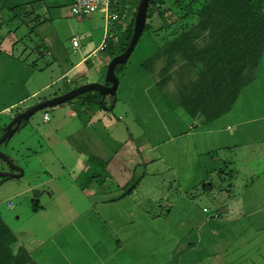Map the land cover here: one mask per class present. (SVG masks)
<instances>
[{"label":"crops","instance_id":"1","mask_svg":"<svg viewBox=\"0 0 264 264\" xmlns=\"http://www.w3.org/2000/svg\"><path fill=\"white\" fill-rule=\"evenodd\" d=\"M9 1L5 10L0 11V26L3 20L10 23L12 14L17 15L18 22L20 17L35 19L39 23L31 26V33L37 29L44 34L55 61L63 67L58 77L45 78V70L24 58L25 49L14 52L16 42L8 43L4 49L0 45V115L19 109L21 113L32 102L36 105L59 96L36 100L60 79L70 83L60 95L75 89L72 84L76 81L86 80L77 88L93 83L95 78L80 75L78 69L88 73L93 67V73L101 75L111 61L112 52L92 56L106 35L101 13L73 16L67 10L70 17H58L46 29L48 21L40 20L41 15L71 6L72 0H11L15 10L8 6ZM126 5L120 24H114L120 31L114 42L124 34L136 12L135 0H127ZM62 20L67 27L64 32L56 31L54 26ZM18 22L12 24L14 30ZM53 31L54 38L48 41ZM164 33L161 31V36L155 38L151 33L141 36L119 80V100L112 109L95 111L77 104L85 118L76 121L78 115L73 114L69 121L83 127L80 133L94 144L95 158L102 161L104 168L85 189H78V197L69 203L67 213L58 211L56 204L67 189L58 188V196L49 189L44 193L45 200L44 194L37 192L34 210L46 224L39 231L36 229L39 238L36 230L28 227L15 232L8 227L16 238L12 253L19 252L26 264H264V133L256 125L254 115H250L251 120L244 119L246 109L258 111L261 118L259 104L250 103L247 97L255 93L248 87L257 80L264 59L253 81L241 89L230 110L205 120L203 108L212 109L211 114L222 110L227 93L231 101V81L227 89L224 67V100L205 107L209 96L217 99L222 75L214 64L212 76L207 68L209 86L201 87L202 64L224 61L226 52L217 56L216 52L202 48L205 42H186L175 54L171 50L157 55L158 48L166 43L160 42L165 39ZM0 38L6 39L1 34ZM72 38L79 41L77 52H73ZM69 50L78 56L72 57ZM49 53L45 55L50 56ZM97 59L99 62L95 63ZM173 59H177L176 68L165 74L164 67ZM243 98L246 105L240 104ZM43 117L41 122H51L50 117L48 122ZM75 135L74 132L58 139L63 160L75 159L72 153L80 155L71 169L74 181L94 158L90 148L74 141ZM236 138L240 143L233 141ZM221 162L238 169L237 180H246L242 185L232 184L231 192L224 189L226 185L218 187L215 182L220 179L216 173ZM163 168L173 186L168 188L162 181L160 188L165 193L158 200L149 183L151 176ZM139 171H143V178L133 185L131 181ZM43 174L47 175L46 180L37 179L42 186L58 179L51 171ZM209 174L214 188L201 198H190L189 194ZM98 178L102 180L99 182ZM8 209H14V204Z\"/></svg>","mask_w":264,"mask_h":264},{"label":"rangeland","instance_id":"2","mask_svg":"<svg viewBox=\"0 0 264 264\" xmlns=\"http://www.w3.org/2000/svg\"><path fill=\"white\" fill-rule=\"evenodd\" d=\"M135 1L137 3V7L139 3L137 2V0ZM158 1L162 2L161 7L159 9L163 10L164 18L160 19L162 11H157L151 14V16H149L146 21V25L150 26L151 30H146V33L150 34L152 32L151 34L154 35L155 38L156 35L161 36L160 32L164 31V37L162 38H169L173 35L175 31L180 30L182 24L192 23L191 18H183L184 14L187 11L185 8L174 7V4H171L174 0ZM133 4H135L134 1ZM13 5V1L10 0L8 6L13 7ZM70 9V5L62 9H52L47 14L41 15L40 20H47L48 23L45 28L49 29L50 26H52V24L54 23L55 19H58V17H70L69 15H66V13L68 12L67 10L70 11ZM149 12H151V9H149ZM167 12H170L171 14L167 15ZM11 17L12 20H10V23H6L5 20H3V24L0 26L2 28L0 34L6 38L5 40H1L0 38L1 47L4 49L7 47L8 43L16 42L14 52L20 53L22 50L25 49L26 54L24 58L31 64L36 63L38 69L45 70V78H49L50 76L58 77L62 71L63 64H59L55 61L52 49L50 48L49 43L46 42L45 38L43 37L44 34L40 33V31H38L37 29H34L33 33H31L30 31L31 26L34 25L37 21L29 23V18L23 20V17H20V21L18 22L19 19L16 14H12ZM17 22L18 25L16 27V30H14V26L12 24H16ZM120 22L118 23L120 24ZM166 22L169 24L172 22L174 23L171 27L167 28L170 25H167ZM160 26L162 27V29L158 30L157 28ZM66 27L67 26L65 25L64 20H62L61 23H59L58 25L54 26L56 31L62 30V32H64ZM119 33L120 31H118V34ZM54 34L55 31H53L49 35L48 41L54 38ZM118 34L116 36H118ZM125 37V35H122L120 39H123L124 41ZM123 41L118 44L117 50H114L115 52L120 49V45L123 43ZM156 41L159 42V38H156ZM69 47L70 45L68 42V49H70ZM46 52H50V56H46ZM69 55H71L72 57L78 56V54H73L70 50ZM94 62L98 63L99 61L97 59ZM107 66H105L101 75L94 74L93 67H90V71L88 70V73L84 72V69H78L77 73H80V75L84 74L88 76V79L95 78V82L93 83L104 84ZM85 81L86 80L76 81L72 84V86L74 88H77L78 84L83 83ZM69 85L70 83H66V80L63 79L55 81L52 84V87L40 93L36 100H45L48 96L51 95L60 96V93L65 91V89H67ZM248 88L252 89L255 93L249 95L247 98L249 99L250 103L259 104L261 118L258 117V111L246 109L245 113L247 114V116L244 119L251 120L250 115H254L253 119H256V125L264 133V63L261 69L259 70L257 80ZM106 97V101L110 108L114 103L116 104L119 100V96L117 95L112 102L111 99H109L110 96ZM77 98L78 97L73 100L67 101V104L63 103L61 105H56V107L54 106L36 112L27 121L22 122L24 124L21 126V128H19L6 143L0 145V153H3L8 156L12 163L23 171L22 176L18 178L7 180H3V178H0V217L2 218L3 222L7 223L6 226L9 227L13 232L18 230H24V228L26 227L30 228L32 231L36 229H38L39 231L40 229L46 226V224L42 223L41 216L37 214L36 210H34V202L37 200L36 197L38 196L37 192L39 194H47L48 190L52 189L55 191L54 194L58 196L60 194L58 188H61L63 190L67 189L68 192L65 195L61 194L62 197H58L56 201L58 211H63L67 213L69 210V203L74 202L78 197V189H85L86 186L92 182L91 178L97 173V175H99L98 169L104 165L102 161L95 158L96 149L94 144L90 142L88 137L80 133V131L83 130V127H80V124L78 123H76L75 126L69 121L70 119H72L71 115L74 116L73 114L78 115V117L74 119L76 121H80L81 119L85 118L84 113H81V109L77 106V104L81 106V104L76 100ZM246 102V98L240 100V104L246 105ZM33 105L35 106L34 102L27 105L26 107L31 108L33 107ZM62 108L63 111H59ZM94 110L96 111L98 109L94 108ZM117 110L118 109H115V114H117ZM18 111H21V109L13 111L12 114L8 113L0 115V138L4 134L5 128L8 127L9 124L14 120V118L20 114ZM44 112H46L45 114L49 115L51 122H41ZM16 113L18 114L16 115ZM74 132L76 133L74 141L79 142L81 145L84 144L85 146L90 148V150L88 151L92 155H94V158L92 159L91 163L88 167H86L84 177L81 178V176L79 175L76 177L75 181L73 179L74 171H71V169L73 163L75 162V159L79 158L80 155L78 153H72L75 159L72 160L71 158H69L63 160L61 158L62 153L59 148L58 142V139L64 138L66 135L73 134ZM233 141L235 143H240V139L238 138L234 139ZM54 154H56L58 157L56 158ZM217 154L220 155V151H218ZM59 163L62 164V168L64 166L63 169L59 167ZM46 170L53 172L56 176L58 175V179L48 183L45 186H42L37 182V179L46 180L47 175L43 174V172ZM231 170L233 172H238V169ZM0 172H11L10 166L2 159H0ZM156 173L151 176V181L149 184L152 185V195L156 199L160 200L161 196L165 193V191L160 188L161 182H165V185H167L168 188L170 186L172 187L173 184L171 183L170 175L166 174L164 168L159 169V171ZM142 178L143 171H139L135 175L134 180H132L131 183L133 185H137V183L142 180ZM101 180V178H98L99 182ZM245 181V178H240L238 180L236 178L233 181V184L242 185ZM215 182H217L218 187H222L223 185L227 186L228 184L232 183L231 179L226 178V176H223L220 179H216ZM35 184H37V186L32 188ZM233 188L234 187H231L230 190L233 191ZM46 194L43 195L44 200L46 199ZM7 200H10L14 204V209L7 208ZM38 231L36 230L35 233L37 238H39Z\"/></svg>","mask_w":264,"mask_h":264},{"label":"trees","instance_id":"3","mask_svg":"<svg viewBox=\"0 0 264 264\" xmlns=\"http://www.w3.org/2000/svg\"><path fill=\"white\" fill-rule=\"evenodd\" d=\"M8 1L9 0H0V11L5 10ZM139 1L140 0H137L138 3ZM126 4L127 0H113L112 8L114 11L118 12L120 16H123L126 13ZM161 4L162 2H159L158 0H151L147 10V18L157 11L161 12L159 9ZM173 4L174 7H183L187 10L183 16L184 19L195 18V22L182 24L179 31H175L169 38L161 39L160 42L163 41L166 43L162 48H158L157 55H162L171 50L175 54V51L183 44L185 45L186 42H205L202 48L210 51L211 53L216 52L217 56H220V52H226L224 61L223 59L216 61L211 60L210 62H203L202 64L203 70L201 72V87L209 86V83H207V68H210V75L212 76L213 65L215 64L221 71L220 75H222V80L219 83V95L217 99H213L209 96L205 107L208 108L209 105L212 107L213 103L224 100V67L227 70V89L229 81H231V101L229 94L227 93V103L222 110L213 114H211L212 109L205 110L203 108L201 110V114L205 120H212L219 114L226 113L230 110L241 89L253 81L254 74L264 59V0H174ZM135 8L137 9V7ZM15 9L16 7H12V10ZM149 9H151V12H149ZM161 13L160 19H163L164 13L163 11ZM135 15L136 12L133 20L123 34L126 36L125 40L123 41V39H119L117 42H114V37L107 38L106 47L101 54L112 52L113 58L126 50L132 35ZM34 20L35 19L29 20V23ZM38 23L39 22L35 23V25ZM173 23L174 22L170 24L167 23V25H170L167 28L171 27ZM157 29L161 30L162 27L160 26ZM146 30H151V27L146 25L143 34L146 33ZM122 41L123 43L120 45V49L115 52L114 50H117L118 44ZM176 64L177 59L170 61V63L164 67L165 74L172 71V69H175ZM125 65L126 64L119 65L115 69V74L119 80L123 75ZM229 73L231 77H228ZM202 90L205 93L207 92L204 88H202ZM106 98L107 97L103 98L96 91H90L78 96L76 100L82 106L94 107L98 110H103L110 108ZM114 98L115 96H110L109 99H111L112 102ZM101 102H103V104H101ZM23 124L24 123H22V125ZM92 159L93 158H90V162L87 164L88 166ZM102 168H104V165L98 169L99 172H101L100 169ZM231 169L235 168L230 166L228 162H221L220 168L216 173L220 178L226 176V178L231 179L232 183L228 184L224 188L227 192H231L230 188L236 178V172H233ZM85 172L86 171L80 175L81 178L84 177ZM99 176L100 175L96 174L91 178V180L93 181ZM209 176L210 174L208 175V179L206 181L201 183L191 194H189L190 198H201L202 196H205L204 194L210 192L211 189L214 188L211 176ZM3 180L7 179L3 178ZM215 215L216 214H214V217ZM216 217H218V215H216ZM15 241L16 238L14 234L4 224L2 218L0 217V264H26L21 260L19 252L15 254L12 253L11 247Z\"/></svg>","mask_w":264,"mask_h":264},{"label":"water","instance_id":"4","mask_svg":"<svg viewBox=\"0 0 264 264\" xmlns=\"http://www.w3.org/2000/svg\"><path fill=\"white\" fill-rule=\"evenodd\" d=\"M150 2L151 0L139 1V4L136 9V15L133 23V31L129 44L123 53L113 57L109 62L107 66L104 84L88 83L81 85L78 88H75L63 95L40 102L35 106L21 112L14 118V120L9 124V126L5 128V132L0 138V145L6 143L14 135L15 131L20 128L22 122L27 121L33 114L38 111H42L44 109L54 106L56 107V105L66 103L67 101L73 100L76 97L90 91L98 92L103 98L106 96L114 97L119 86V79L115 74V69L117 66L124 65L128 62L129 57L131 56L134 48L140 40L146 26L147 10ZM101 104H103V102H101ZM110 109H112V107ZM0 159L4 160L12 170V172L7 173L0 172V178L13 179L22 176L23 171L19 167L15 166L10 160V158H8V156L3 153H0Z\"/></svg>","mask_w":264,"mask_h":264},{"label":"built area","instance_id":"5","mask_svg":"<svg viewBox=\"0 0 264 264\" xmlns=\"http://www.w3.org/2000/svg\"><path fill=\"white\" fill-rule=\"evenodd\" d=\"M112 4L113 0H72L70 11L73 16H89L98 12L103 15L106 35L102 44L92 53L93 57H96L104 50L107 44V38H113L118 34L119 30L117 28H114V24H118V22H120L125 16H120L118 12L114 11L112 8ZM71 44L73 52H77L79 49L78 39L72 38ZM43 121H49L48 114L44 115ZM7 206L8 208H12V202L9 201ZM204 211H206V209H204Z\"/></svg>","mask_w":264,"mask_h":264},{"label":"flooded vegetation","instance_id":"6","mask_svg":"<svg viewBox=\"0 0 264 264\" xmlns=\"http://www.w3.org/2000/svg\"><path fill=\"white\" fill-rule=\"evenodd\" d=\"M11 172H12V170H11Z\"/></svg>","mask_w":264,"mask_h":264}]
</instances>
